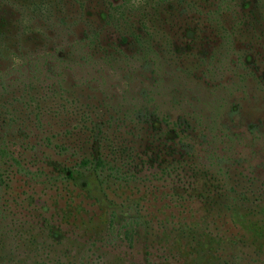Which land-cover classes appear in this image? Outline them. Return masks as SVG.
<instances>
[{
	"label": "rangeland",
	"instance_id": "374dc122",
	"mask_svg": "<svg viewBox=\"0 0 264 264\" xmlns=\"http://www.w3.org/2000/svg\"><path fill=\"white\" fill-rule=\"evenodd\" d=\"M33 2L0 0V264H264V0H128L140 51L102 0ZM128 107L188 119L200 171L62 177Z\"/></svg>",
	"mask_w": 264,
	"mask_h": 264
},
{
	"label": "trees",
	"instance_id": "16d2710c",
	"mask_svg": "<svg viewBox=\"0 0 264 264\" xmlns=\"http://www.w3.org/2000/svg\"><path fill=\"white\" fill-rule=\"evenodd\" d=\"M102 1L107 6L106 23H109L119 31L121 36L131 37L132 44L135 45L137 51H140L139 47L143 44V37L148 39V41L149 37L146 35L142 36L138 31L134 32L130 18L128 19L124 15L125 12L128 14L131 12L121 10L126 6L128 0H122L123 4H114L110 0H107L108 2L106 0ZM35 2L32 4L34 5ZM37 3H41V0H37ZM138 23L144 27V20H140ZM145 32L147 33L148 31ZM97 36L94 33V37L97 38ZM129 108L131 107L127 108L126 113L122 117L110 114L109 119L105 123H94L96 127L94 135H96L95 137L103 150L105 151L106 149L108 151L107 155L104 153L102 155L100 151L96 154H83L81 160L74 162L71 167L65 168L61 173L62 177L71 179L77 171L84 168L87 171H92L94 175L102 178L103 181L114 179L117 183L121 182L127 184V186L132 185L133 189H136L147 183L151 184L153 181L159 182L166 177L178 179L183 177L184 173H197L200 171V168L190 160L192 154L189 153V149H193V145L184 139L187 136L189 137L187 127L185 126L189 125L188 119L184 121H171L168 119L169 116H158L164 128H159L155 131L153 129L151 134H146L148 133L147 130L145 131L141 127H136L143 122L137 113L132 116L133 113L128 112ZM142 110H139L138 113L140 114ZM146 118L147 113H145L143 121ZM128 122L133 125L132 128H134L133 130L136 133L127 131L122 126L128 125ZM112 127H114L113 131L108 133L107 130H112ZM121 128L124 130L121 131ZM168 131H171V136H168L170 133ZM1 140L3 143H6L5 137H2ZM144 144L146 145L143 147ZM174 148L181 151L177 157ZM1 150L4 156V148H1ZM140 151L143 153H140ZM156 151L159 152L160 156H166V160L156 162L155 157L149 153H155ZM153 183L155 184V182Z\"/></svg>",
	"mask_w": 264,
	"mask_h": 264
}]
</instances>
